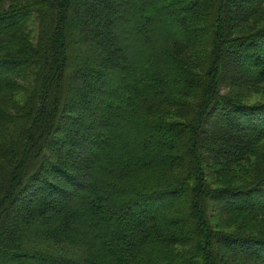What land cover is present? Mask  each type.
I'll return each mask as SVG.
<instances>
[{"label": "trees", "instance_id": "1", "mask_svg": "<svg viewBox=\"0 0 264 264\" xmlns=\"http://www.w3.org/2000/svg\"><path fill=\"white\" fill-rule=\"evenodd\" d=\"M261 86L264 0H0V264H264Z\"/></svg>", "mask_w": 264, "mask_h": 264}, {"label": "rangeland", "instance_id": "2", "mask_svg": "<svg viewBox=\"0 0 264 264\" xmlns=\"http://www.w3.org/2000/svg\"><path fill=\"white\" fill-rule=\"evenodd\" d=\"M164 62L167 60L162 57ZM251 96H246L243 93L239 96L245 99L246 102H254L255 100L264 101V86L259 87L257 90L253 92ZM185 102H181V106L178 103L174 106L169 113L170 118L174 119L176 122H181L183 124H189L188 122L192 121L196 115L197 111L195 109L185 110ZM180 115V117L178 116ZM255 151L252 154L247 155L244 159L236 163L234 166L229 168L230 170L219 171L217 170L216 179L211 180L210 178L207 180L210 182V186L215 183L216 186L213 188L221 187V186H246V184H252L256 181H259L264 177V139L258 145ZM76 153V152H75ZM217 215V214H216ZM212 224L215 225L214 222ZM233 230L230 228L227 231ZM241 260H235L234 264H253V260L246 257L241 256ZM258 264V263H257Z\"/></svg>", "mask_w": 264, "mask_h": 264}]
</instances>
